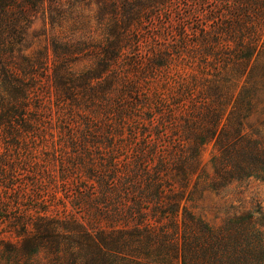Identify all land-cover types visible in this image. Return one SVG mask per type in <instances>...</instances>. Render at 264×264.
<instances>
[{
    "label": "trees",
    "instance_id": "1",
    "mask_svg": "<svg viewBox=\"0 0 264 264\" xmlns=\"http://www.w3.org/2000/svg\"><path fill=\"white\" fill-rule=\"evenodd\" d=\"M173 1L0 0V264H264L263 211L188 204L264 182V0L147 29Z\"/></svg>",
    "mask_w": 264,
    "mask_h": 264
},
{
    "label": "rangeland",
    "instance_id": "2",
    "mask_svg": "<svg viewBox=\"0 0 264 264\" xmlns=\"http://www.w3.org/2000/svg\"><path fill=\"white\" fill-rule=\"evenodd\" d=\"M220 0H174L166 10H160L159 14L153 15L152 19L144 23L147 29L152 28L153 31L157 29H169L178 31L176 24L179 21L178 17L183 16L188 23L193 22V18L188 15L193 12L199 22H202L205 27H212L214 22L212 19H206L204 12L211 8L217 9L219 6H224ZM227 3L225 4V6ZM197 12V13H196ZM206 19V20H205ZM44 30L41 18L38 16L31 24L29 32L33 34H40ZM254 117V116H253ZM254 118L250 122H254ZM211 146H207L201 156V165L205 171L211 172L208 164ZM24 156V152L22 154ZM30 158L38 163L45 158L44 154L33 152ZM34 204L30 199H23L19 209L12 207L10 214L15 215L19 210H25ZM197 215L210 223H219L228 212L234 210H248L254 214H258V210L264 212V182L257 179H250L244 182H233L222 189L220 192H215L210 189H204L201 193L194 197V200L188 203ZM37 207L46 208L45 204H37ZM71 209V208H70ZM49 210L52 213L64 214V210L60 204H49ZM9 226H0V232L7 233ZM44 254L41 253V257ZM6 256V255H5ZM40 257V255H39ZM46 259L47 264H58L55 260V255L49 254ZM1 263L6 264H34V262L22 259H10L3 257ZM67 260H63L62 264H66Z\"/></svg>",
    "mask_w": 264,
    "mask_h": 264
}]
</instances>
